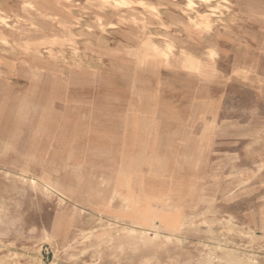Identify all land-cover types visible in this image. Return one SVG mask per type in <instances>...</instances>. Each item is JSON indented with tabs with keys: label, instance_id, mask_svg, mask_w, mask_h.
<instances>
[{
	"label": "rangeland",
	"instance_id": "rangeland-1",
	"mask_svg": "<svg viewBox=\"0 0 264 264\" xmlns=\"http://www.w3.org/2000/svg\"><path fill=\"white\" fill-rule=\"evenodd\" d=\"M46 1L0 0V264H264V0Z\"/></svg>",
	"mask_w": 264,
	"mask_h": 264
},
{
	"label": "bare ground",
	"instance_id": "bare-ground-1",
	"mask_svg": "<svg viewBox=\"0 0 264 264\" xmlns=\"http://www.w3.org/2000/svg\"><path fill=\"white\" fill-rule=\"evenodd\" d=\"M57 3H56V1H53V0H47L46 2H45V5L46 6H48L49 7V9L50 8H52V7H54L55 5H56ZM247 5V4H246ZM48 7H46V9H48ZM33 18V17H32ZM74 18V17H73ZM20 20V19H19ZM191 32V31H190ZM191 34V33H190ZM195 34V33H194ZM207 34V33H206ZM192 36V35H191ZM202 36V35H201ZM137 40V39H136ZM201 42V41H200ZM137 43H138V41H137ZM139 44V43H138ZM145 51V50H144ZM169 54H167V53H165V52H163V56H164V61L166 62V61H168V56ZM36 58H34L35 60H34V64H41L43 61L41 60V59H39L37 56H35ZM143 57V56H142ZM69 64H68V66H69V68H73V67H79L78 66V64L79 63H81V62H79V61H77V60H75V59H70V60H68L67 61ZM143 62V61H142ZM138 64H140V63H138ZM142 64V63H141ZM142 66V65H141ZM146 66V65H145ZM90 68V67H89ZM183 68V67H182ZM75 69V68H74ZM78 69H80L78 72H77V74H79L78 76L80 77V76H83V77H86V76H88V75H90L91 74V71L92 70H89L88 71V68H85V67H80V68H78ZM86 69H87V74L85 73L86 72ZM256 69V68H255ZM251 70V69H250ZM200 76V75H199ZM249 76V75H248ZM79 77H77V78H79ZM197 168V167H196ZM197 191V190H196ZM199 197V196H198ZM169 199H171V197L169 196ZM170 207V206H169ZM140 215V214H139ZM138 215V216H139ZM140 217V216H139ZM139 217H137L138 219H139ZM142 217V219L143 220H147L148 218H146V217H144L143 215L141 216ZM136 219V218H135ZM141 219V220H142ZM163 227L162 228H164V229H166V230H168V231H172V232H174V231H178V230H180V227L183 225V220H182V218H181V216L178 214V213H175L174 211H171V212H169L168 213V215H165L164 216V218H163ZM138 223H140L141 225H144V223L141 221V222H138ZM145 225H147V224H145ZM144 225V226H145ZM175 238V237H174ZM176 241V240H175ZM175 241H173V242H175ZM185 242V241H184ZM214 248V247H213Z\"/></svg>",
	"mask_w": 264,
	"mask_h": 264
}]
</instances>
